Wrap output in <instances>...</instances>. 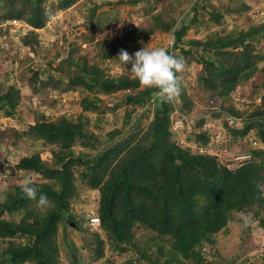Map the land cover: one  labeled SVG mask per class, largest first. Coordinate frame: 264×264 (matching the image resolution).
<instances>
[{
  "label": "trees",
  "instance_id": "obj_1",
  "mask_svg": "<svg viewBox=\"0 0 264 264\" xmlns=\"http://www.w3.org/2000/svg\"><path fill=\"white\" fill-rule=\"evenodd\" d=\"M46 1L0 0V22L23 21L32 29H40L54 11H65L79 0H56L50 9L44 7ZM146 1L115 0L108 5L113 8L141 4L143 14L147 12L143 5ZM197 1L195 5L211 8L207 10L209 20L220 24L225 8H215L208 3L210 0ZM97 9L94 4L89 10L86 22L89 28L102 32L117 23L116 14ZM195 11L193 8L191 23L198 21ZM151 17L148 28H134L125 32L122 39L100 46L99 63L89 64L85 57H75L77 48L72 45L66 59H49L46 69L41 66L28 68L31 75L27 83L37 94L45 93L37 90L36 85L40 83L43 89L49 86L59 94L76 92L82 98L80 112L76 115H60L53 120L42 113L33 123H28L21 134L17 131L11 135L1 133L9 144L5 146L8 149L16 146L20 137L50 147L49 162L40 153L30 152L16 156L14 165L8 168L16 174H37L47 179L46 182H33L38 193L47 194L51 203L39 211L37 202L25 195L21 184L12 185V190L0 200V264H60L59 225L64 224L66 229L74 224L78 230L76 215L80 214L71 210V201L79 196L80 188L98 192L95 215L91 216L98 220V227L88 226L85 233L78 230L84 239L90 233L89 244L94 245L95 255L104 254L105 243L112 252L120 254L130 247L137 254L136 258L125 262L108 261L107 264H206V254L216 255L212 246L215 234L227 226L233 215L244 216L247 222L256 221L258 226L264 227V194L260 188L264 183V148L247 146L250 130L253 139L264 142V81L260 103L254 104L251 111L239 110L233 104L223 105L238 86L253 77L256 65L263 61L258 54L261 47L253 44L264 43V24L246 30L235 28L225 35L210 31L213 37L200 40L185 39L189 27L187 16L180 20L172 13L167 18L161 14ZM156 32L172 33L173 40L167 49L183 57L185 64L195 59L202 65L198 84L221 100H217L220 110L213 111L207 119L214 121L226 114L241 118L240 125L235 128H228L224 119L221 123L231 135L229 147L238 150V145L243 143L247 147L245 150L251 155L247 163L229 168L228 162L215 155L191 154L174 142L168 127L169 117L175 112L176 118H184L185 123L191 124L186 141L193 140L196 148L209 147L214 131L203 129L205 115L189 116L193 104L182 86L175 101L161 103L155 95L156 90L145 88L131 77V64L124 65L117 57L121 49L130 54L139 50L138 40L147 39ZM29 34L31 37L26 34L22 43L31 47L37 44V38L32 30ZM191 55L195 58H190ZM108 60L121 66L123 73L110 74ZM42 73L46 74L45 79H41ZM6 75L4 81L0 80V111L2 115L13 117L20 103V90L14 83H7L12 75ZM102 96H112V100L102 99ZM53 104L56 105L54 101ZM150 104L153 105L152 119L145 128H140L145 108ZM121 105L127 108L123 115L126 119L123 125L128 127L125 137L120 136L122 130L117 126L102 139L86 130L88 114L100 122L103 115ZM138 111V118L131 122V115ZM116 121L111 117L112 125ZM215 128L220 129L216 124ZM12 134L16 139H12ZM235 140L242 144H233ZM75 145L89 147L91 152L75 150ZM2 159L9 161L8 156ZM77 181L82 184L77 185ZM137 230L150 234L143 245L134 242ZM64 234L71 264H79L66 230ZM203 246L210 249L202 252ZM217 262L230 264L222 259ZM244 263L245 259L238 262Z\"/></svg>",
  "mask_w": 264,
  "mask_h": 264
},
{
  "label": "rangeland",
  "instance_id": "obj_2",
  "mask_svg": "<svg viewBox=\"0 0 264 264\" xmlns=\"http://www.w3.org/2000/svg\"><path fill=\"white\" fill-rule=\"evenodd\" d=\"M114 1L115 0H79L65 11H54L45 26L40 29L29 28L23 21H13L10 23L6 21L0 22V80L4 81V77L7 76L6 74H11L12 76L10 75L11 77L8 79L7 83H14L20 90V103L17 105L16 114L13 117H9L2 115V111H0V200L12 190V185L14 183L21 184L25 177H31L34 182L48 181L45 178H40L37 174H16L10 170L8 167L14 165L16 156L30 152H38L45 161H50L49 146H42L40 141H31L32 139L28 140L26 137H20L17 139V145L9 147L8 149L5 146L9 144L6 143L5 138H2L1 133L11 135V133L17 131L21 134V131L27 124L33 123L35 121L34 118L42 113L48 117V119L54 120L60 115L68 114V112H73L74 115L80 112L79 101L82 97L79 93L68 92L59 94L58 92L51 91V87L49 86L43 89L44 87L40 83H37L36 88L41 93H45L39 95L31 90L27 83L31 75L27 72L28 68L36 69L41 66L46 69L49 59L55 57H57V60L66 59L72 45L77 48V52L74 54L75 57L83 56L89 64L99 63L98 53L100 46H108L116 40L122 39L125 32L134 28H138L139 30L148 28V25L152 22L151 16L153 14H161L163 18H167L170 16V13H172V15L179 20L187 16L189 27L185 39L204 40L207 36L213 37L210 35V31L218 35H225L235 28L240 29L244 27L247 29L248 26V24L245 23L248 18L245 17L246 14L243 12L241 16L237 12V4H240L241 0L208 1V3L215 8H225V10H222L224 15L222 21L220 24L216 25L209 20L207 14L211 8H201V5H195L196 2L198 3L197 0H147V3L143 4L147 12L145 11L143 14L141 13L143 7L141 4L134 6L118 5L113 8L109 7L108 4ZM256 1L258 0L251 1V8L258 6ZM55 3L56 0H47L44 7L50 9L55 6ZM94 4L98 6L97 11L110 10L116 14L119 18L117 23L112 24L110 28L102 32L96 28H89L86 22L89 10ZM260 5L264 6V2ZM193 8H195L198 17L196 23L189 22V19L194 13ZM14 11H16V8ZM253 15H255L254 12ZM250 16L251 15H249V17ZM252 19L264 21V12L260 13L259 16H254ZM239 20H242L239 22L241 24H236ZM120 25H124L121 27L122 29L119 28ZM30 30H32L33 34H36L35 37L37 38V44L31 47L29 45H23L22 43L26 34V37H31L29 34ZM140 35L141 32L139 31L138 36ZM172 40V33L156 32L147 39H139L137 46L138 48L143 46L168 48ZM134 45L135 44H133V46ZM253 45L256 48L261 47L258 54L260 57L264 58V43ZM198 52L201 51L199 50ZM192 57L195 58L194 55L190 56V58ZM107 62L116 64L113 60H108ZM256 69L253 77L244 84L238 86L235 91L231 93V96L227 98L228 103L225 102L223 105L228 106L229 104H233L237 109L249 112L254 107V104L260 103V96L262 94L261 84L264 81V59L256 65ZM71 70H73V67ZM51 72L57 74L54 70ZM200 72H202V65L194 59L191 60L190 63L185 64L184 70L178 74L181 86L185 90L187 98L193 104L192 111L189 115L190 117H201L203 114L209 117L213 111L220 110V97L212 91L206 90L201 84H198L197 77ZM129 75L131 77L134 76L131 72H129ZM45 77L46 74L42 73L41 79H45ZM102 97V99L112 100V96L109 98L107 96ZM53 101L56 105L53 104ZM125 109L127 108L121 105L118 109L109 111V113L103 115L104 117L100 122L94 121L92 115L88 114L89 121L86 125V130L92 133L97 139H102L113 127L117 126L118 129L122 130L120 136L125 137L128 132L127 125H123L126 121L123 116ZM145 109L147 110L141 118L140 128H145L152 119L153 105L150 104L149 108L147 107ZM175 113L171 116L172 121L178 120L176 118L177 114ZM139 114V111L138 113H133L131 115V122L138 118ZM85 115L87 116L86 113ZM111 117H113V120L117 119L115 125H112V122H110ZM222 119H224V116L218 117L216 123L222 125ZM219 127L222 128V136L224 134L226 139H230L231 135L228 131L223 126ZM179 129L180 128H174V125L173 129L172 127L169 129L175 143H180L181 139L188 136V133L184 132L187 130L186 126L182 131ZM247 136L248 141L251 143L247 146L253 148L264 147V143H258L252 138V130H250ZM12 137V139H16L13 134ZM220 142L216 143L219 145ZM228 142L229 141L226 140L223 146H229L230 142L229 144ZM194 146L193 140L188 142L187 149L189 152L194 154L196 152L200 153L201 150L195 151ZM239 148L245 150L247 147L244 146L243 143V145H238V149ZM74 149L82 150L83 152H91L89 147H81L79 145H75ZM208 151L211 152V150ZM6 156H8V162L2 159ZM227 156L230 157L231 155L227 154ZM75 176H77V172H75ZM76 184L80 186L82 182L77 181ZM261 188L264 194V183L261 184ZM78 195L77 198L71 201V210L76 214H80L76 215L79 220L77 228L80 232L85 233L89 230L88 226L90 223L88 219L95 215L98 192L96 190L91 191L80 188L78 190ZM37 210L42 211L43 209L37 208ZM4 215H6V213H4ZM242 218H239L238 214L233 215L227 226L215 234V242L212 246L216 249V255L209 256L206 254V264H218L217 260L220 259L224 260L226 263L228 261L230 264H238L241 259H245L244 264H264V227L258 226L256 221H252L251 223L247 222L244 216H242ZM71 226L72 227L66 226L65 229L64 224L59 225L57 242L60 253V264H71V253L68 250L67 242L64 238L65 230L67 237L73 244L79 264H107L108 261L122 263L130 258L134 259L137 257L135 251L130 249V247L120 254L112 252L108 243H105L102 247L104 254L102 256H96L93 251L94 245L89 244L88 234L90 235V233L86 235L87 239H84L83 235L75 229L74 224ZM90 227L93 228V226ZM95 228H97V226ZM149 236L150 234L148 232L137 230L134 242L143 245L148 240ZM209 249V247L203 246L202 252H206Z\"/></svg>",
  "mask_w": 264,
  "mask_h": 264
},
{
  "label": "clouds",
  "instance_id": "obj_3",
  "mask_svg": "<svg viewBox=\"0 0 264 264\" xmlns=\"http://www.w3.org/2000/svg\"><path fill=\"white\" fill-rule=\"evenodd\" d=\"M117 57L124 65L128 63L131 64V68L129 69V71L131 72V74L134 75V77L139 81V83L142 86H144L145 88L156 90L155 95L157 96V98L161 103L173 102L179 97L181 92V83L178 74L181 73L185 68V60L183 57H177L173 55L165 47H146V46L141 47L139 50L131 54L127 50L121 49ZM171 116L172 115H170L169 117V122H170L169 129H171L172 127ZM206 120H208L207 117ZM244 139L246 138L244 137ZM254 140L257 141L258 143H264L255 138ZM263 148L264 147L261 146L255 149H263ZM230 149H233L232 146H230ZM200 150H204V149L200 148ZM242 151H246L250 154L248 150H242ZM195 154H200V153H195ZM203 154H207V153H203ZM248 161H239V164L236 165L235 167L247 163ZM231 163H234V161H230L229 165ZM229 168H231V166ZM20 186L22 191L25 193V195L29 199L36 201L38 207H40L41 209H44L50 205L51 202L47 194L38 193V189L35 186L31 177H25L22 180Z\"/></svg>",
  "mask_w": 264,
  "mask_h": 264
},
{
  "label": "built area",
  "instance_id": "obj_4",
  "mask_svg": "<svg viewBox=\"0 0 264 264\" xmlns=\"http://www.w3.org/2000/svg\"><path fill=\"white\" fill-rule=\"evenodd\" d=\"M123 26L124 25H120L119 28L122 29L121 27H123ZM108 72L110 74H112V75H121L123 73V68L121 66L117 65V64L109 63ZM71 113H73V112H71ZM71 113L68 112V114H66V116H69ZM177 119L178 120L172 121V129H173V125H174V128H180L179 130L182 131V130H184V127L186 126L187 130L184 131V132L189 133L191 131V129H192L191 124L185 123L184 122L185 121L184 118H177ZM224 120L226 121L228 128H235V127H238L240 125L241 118L237 117V116H234V115H231V114L230 115L226 114L224 116ZM215 124L217 126H222V125H218V123H216V120H214V121L206 120L203 123V125H202L203 129L204 130H208L209 129L211 131H214V135L211 136L210 146L208 148L204 149V150H201L200 154H203V153L213 154V155H216L220 160H222V161L224 160V161H226L228 163H230V161H234V163L230 164L231 168H233L236 165H238L239 161H248L250 159V157H251L248 152L242 151L240 149L239 150L234 149V148L230 149V147H228V146L227 147L223 146L224 142L226 140H229V141H231V140L230 139H226L224 134L222 136V134H221L222 128L217 130L215 128ZM174 130H177V129H174ZM212 141H214V142H212ZM216 142H218V143L220 142V144L218 145ZM238 143L242 144V143H240V140L239 141L235 140L233 144H238ZM250 144H251L250 141H248L247 145H250ZM178 145L180 147H182L183 149H187L188 141H186V137L181 139L180 143H178ZM194 149H195V151L196 150L197 151L200 150V148H196L195 146H194ZM208 150H211V152H209ZM227 154H230L231 158L229 156H227ZM230 165H228V167H230ZM89 223H90L89 226H93V228H95L96 226L98 227V225H99V222H98V220L95 217H91Z\"/></svg>",
  "mask_w": 264,
  "mask_h": 264
},
{
  "label": "crops",
  "instance_id": "obj_5",
  "mask_svg": "<svg viewBox=\"0 0 264 264\" xmlns=\"http://www.w3.org/2000/svg\"><path fill=\"white\" fill-rule=\"evenodd\" d=\"M252 1V0H251ZM250 0H241L240 1V4H237V12L242 16V13L244 12L246 14L245 17H248L245 21V23L248 24L247 26V29L251 26H257L259 24H264V21L261 20V21H257V20H254L252 18H254V16H259L260 13H263L264 12V6L260 5L264 2V0H258L256 1V4L258 5L257 7H254V8H251L250 7V3H251ZM238 2V1H237ZM243 8V10H242ZM252 12V13H251ZM253 12L255 13V15H253ZM251 13V14H250ZM249 15H251L249 17ZM242 20H239L236 22V24H241L239 22H241ZM253 21H256V22H253ZM254 23V25H253ZM240 29H244L246 30L244 27H241Z\"/></svg>",
  "mask_w": 264,
  "mask_h": 264
}]
</instances>
